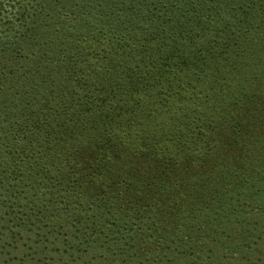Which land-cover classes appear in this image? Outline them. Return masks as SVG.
I'll use <instances>...</instances> for the list:
<instances>
[{"label":"trees","instance_id":"obj_1","mask_svg":"<svg viewBox=\"0 0 264 264\" xmlns=\"http://www.w3.org/2000/svg\"><path fill=\"white\" fill-rule=\"evenodd\" d=\"M255 197L243 238L264 236V0H0L11 222L188 264L210 241L175 216L219 228Z\"/></svg>","mask_w":264,"mask_h":264},{"label":"rangeland","instance_id":"obj_2","mask_svg":"<svg viewBox=\"0 0 264 264\" xmlns=\"http://www.w3.org/2000/svg\"><path fill=\"white\" fill-rule=\"evenodd\" d=\"M261 207L263 203L259 197L249 200L247 205L241 203L234 207L235 213L229 222L216 221L219 228L214 226V220L205 218L207 213L175 216L178 226H194L195 232L203 234L201 242L210 241L190 251L202 250L191 255L188 264H264V236L261 239L258 232L243 238L240 224L244 220L256 224ZM15 222H11L0 205V264H122L121 261H112L121 250L118 245H102L100 242L92 248L82 240H73L59 226L53 230L49 222L38 226H29L22 220ZM249 245L252 249L248 248Z\"/></svg>","mask_w":264,"mask_h":264}]
</instances>
